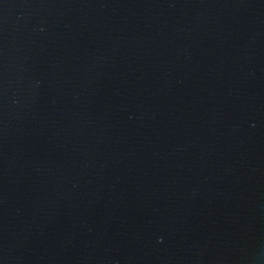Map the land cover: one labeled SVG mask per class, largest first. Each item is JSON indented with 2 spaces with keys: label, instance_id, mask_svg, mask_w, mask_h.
I'll list each match as a JSON object with an SVG mask.
<instances>
[{
  "label": "water",
  "instance_id": "water-1",
  "mask_svg": "<svg viewBox=\"0 0 264 264\" xmlns=\"http://www.w3.org/2000/svg\"><path fill=\"white\" fill-rule=\"evenodd\" d=\"M0 264H264V0H0Z\"/></svg>",
  "mask_w": 264,
  "mask_h": 264
}]
</instances>
